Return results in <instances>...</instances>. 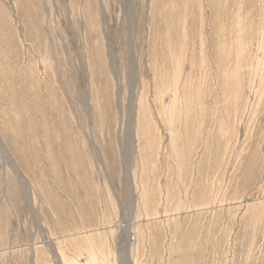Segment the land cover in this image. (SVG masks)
<instances>
[{"label":"rangeland","instance_id":"obj_1","mask_svg":"<svg viewBox=\"0 0 264 264\" xmlns=\"http://www.w3.org/2000/svg\"><path fill=\"white\" fill-rule=\"evenodd\" d=\"M0 141V264H264V0H0Z\"/></svg>","mask_w":264,"mask_h":264},{"label":"bare ground","instance_id":"obj_2","mask_svg":"<svg viewBox=\"0 0 264 264\" xmlns=\"http://www.w3.org/2000/svg\"><path fill=\"white\" fill-rule=\"evenodd\" d=\"M0 147H2V149L5 151V152H7L6 151V147H3V144H2V142L0 141ZM130 184H132V177L130 176Z\"/></svg>","mask_w":264,"mask_h":264}]
</instances>
